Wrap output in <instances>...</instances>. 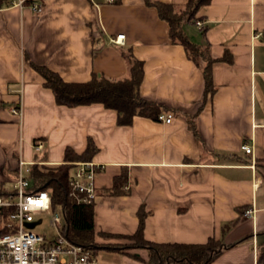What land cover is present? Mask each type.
<instances>
[{
  "label": "crops",
  "instance_id": "0c3cea01",
  "mask_svg": "<svg viewBox=\"0 0 264 264\" xmlns=\"http://www.w3.org/2000/svg\"><path fill=\"white\" fill-rule=\"evenodd\" d=\"M14 1L0 0V189L12 188L19 160L26 162L21 169L63 163L66 148L80 153L90 138L98 264H154L148 248L133 244L141 215L148 241L213 237L223 248L209 264H257L264 241V0H209L197 11L201 29L183 25L216 59L205 97L200 69L170 41L167 22L147 0ZM148 1L180 9L186 0ZM116 35L123 42L114 43ZM121 48L143 62L139 93L175 109L170 122L135 115L119 125L116 111L101 103L57 104L32 66L68 81L92 73L118 78L127 73ZM16 106L20 113L11 111ZM38 138L42 149L33 145Z\"/></svg>",
  "mask_w": 264,
  "mask_h": 264
},
{
  "label": "trees",
  "instance_id": "16d2710c",
  "mask_svg": "<svg viewBox=\"0 0 264 264\" xmlns=\"http://www.w3.org/2000/svg\"><path fill=\"white\" fill-rule=\"evenodd\" d=\"M27 3L29 0H24ZM115 2L118 0H114ZM156 7L158 15L167 22L168 38L171 42L183 46L187 56L198 67L204 80V97L212 93L211 67L216 60L210 54L208 44H199L192 41L183 25L195 24L200 17L198 9L209 0H186L182 8L175 9L171 4L154 1L149 2ZM201 29V28H199ZM127 73L118 78H109L92 73L82 81H68L56 71L44 65L32 63L33 68L42 76V84L51 89L57 104L66 106L101 103L105 108L113 109L117 113L116 122L119 125H130L135 115L157 119L162 112L175 109L161 102L150 100L139 93V85L143 79V62L133 56L129 48H121ZM227 58V57H226ZM195 116L188 117L189 126L196 131ZM96 151V146L89 138L85 149L76 153L71 149L64 150L63 163L55 165L32 164L29 169L31 189H45L49 193L50 210L60 209L63 214L62 233L71 241L89 247L92 251L96 247L93 230V203L77 202L68 185L70 161L89 160ZM123 176L115 178L114 186L122 185ZM8 191L0 189V195ZM10 209H0V234L10 231L4 219L8 217ZM143 219L139 217L136 231L131 235L133 244L146 247L150 250V261L154 264H209L222 250L220 242L209 237L201 243H154L143 237ZM227 247V246H226ZM94 253V252H93ZM264 241L257 247V264H263Z\"/></svg>",
  "mask_w": 264,
  "mask_h": 264
},
{
  "label": "built area",
  "instance_id": "2783aa9c",
  "mask_svg": "<svg viewBox=\"0 0 264 264\" xmlns=\"http://www.w3.org/2000/svg\"><path fill=\"white\" fill-rule=\"evenodd\" d=\"M24 0H15L13 3L19 6ZM30 8L39 12L41 7L32 2ZM197 28H202V21H195ZM114 43L123 42V35H116L112 38ZM13 113H20L21 106L11 108ZM158 120L168 123L172 119L170 112L160 113ZM35 149H42L44 142L42 139H35L33 142ZM242 150L251 152L249 144H242ZM26 162L19 160V171L14 179L12 188L8 193L0 195V209H10L8 219L5 222L10 229L8 232L0 234V264H98L93 251L82 244L71 241L62 233L63 214L59 209L54 212L49 225L55 229L52 238L32 230H23V222L33 220L37 212L50 210L49 193L45 189H31L30 179L27 177L29 167H21ZM97 164L90 160L73 162V170L68 177L70 195L77 202L93 203L95 200V176ZM252 210H245V215H250Z\"/></svg>",
  "mask_w": 264,
  "mask_h": 264
},
{
  "label": "rangeland",
  "instance_id": "374dc122",
  "mask_svg": "<svg viewBox=\"0 0 264 264\" xmlns=\"http://www.w3.org/2000/svg\"><path fill=\"white\" fill-rule=\"evenodd\" d=\"M54 212H60L59 209H56ZM51 210L46 212H37L33 216V220L29 222H23L22 229L23 230H32L36 233L44 235L46 238H52L56 233L55 229L49 225V219L51 215L54 213ZM4 219V221H7ZM3 221V220H2ZM2 221L0 220V226L2 224ZM5 223V222H4ZM97 260H101L97 258Z\"/></svg>",
  "mask_w": 264,
  "mask_h": 264
}]
</instances>
